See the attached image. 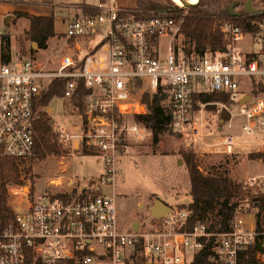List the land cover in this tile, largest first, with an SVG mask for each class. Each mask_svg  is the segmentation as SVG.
I'll return each mask as SVG.
<instances>
[{
    "label": "built area",
    "instance_id": "2783aa9c",
    "mask_svg": "<svg viewBox=\"0 0 264 264\" xmlns=\"http://www.w3.org/2000/svg\"><path fill=\"white\" fill-rule=\"evenodd\" d=\"M95 7V13L77 7L64 30L55 28L64 51L48 66L32 57L2 60L7 38L0 30V155L17 163L24 181L7 185L8 196L9 185L17 188L11 196L24 210H13V217L0 223V264H187L204 246L209 264H264V223L257 230L246 214L235 215L226 230H209L203 221L182 230L178 224L188 211L171 208L162 217L152 215L156 223L124 228L115 191L118 158L152 135L134 117L148 112L143 96L160 85L169 88V137L184 150L200 142L239 151L243 143L235 125L264 143V135L257 138L264 134V88L252 91L253 80L264 85V6L242 15L243 23L221 19L216 26L222 47L207 46L196 55L175 43L182 33L173 11H152L144 18L135 8ZM246 37L247 49L240 45ZM60 79L63 88L55 95L69 103V116L77 120L61 127L48 118L51 133L73 150L84 147L99 155L103 170L83 184L68 178L61 189L24 192L30 179L25 167L38 158L39 123L48 113L40 99L49 83ZM80 84L86 94L75 105ZM214 125L220 137L207 142Z\"/></svg>",
    "mask_w": 264,
    "mask_h": 264
},
{
    "label": "rangeland",
    "instance_id": "374dc122",
    "mask_svg": "<svg viewBox=\"0 0 264 264\" xmlns=\"http://www.w3.org/2000/svg\"><path fill=\"white\" fill-rule=\"evenodd\" d=\"M8 1L0 0V6L13 3ZM154 1L159 7L170 6L169 8H173L172 0ZM173 1L177 5L183 6L178 0ZM136 2L137 0H108V4L105 6H114L119 3L124 5L119 7L135 8L129 5L136 4ZM243 2L244 5L233 7L232 10L244 11L246 0H243ZM251 4L254 8L256 5L261 7L264 5V0H258V3L253 0ZM68 6V4L56 6L55 10L49 14L59 13L58 17H55V27L59 30L65 29L61 21L63 16L66 17L69 12L73 13L72 8H68ZM64 8H68V11ZM7 10L0 11V30L5 34L4 36L7 35L9 38V47L6 43L4 51L9 52L11 59L32 57L33 60L43 65L48 66L55 63L64 51L62 35L56 33L52 36L45 48H39L36 44L32 45L26 36L29 20L25 17H17V14L10 13ZM11 15L13 16L11 17ZM173 15L181 20L182 25L186 13L177 10L173 12ZM8 16L10 17L6 19ZM162 40L164 42L165 38H162ZM179 41H181L188 55L197 54L190 43L187 42L183 33L181 37H176L175 43ZM246 41L242 40L240 44L245 49L249 46L248 37H246ZM244 80L248 87V78L245 77ZM47 106V117L54 120V126H71L72 121L77 120L75 116H69L72 112L69 103L64 101L61 95L60 97L57 95L51 97ZM50 120L48 123L51 130L54 126L50 125V123L52 124ZM211 127L213 136L207 142H215L220 137V133L215 132V125ZM233 132L237 139L243 143L238 147L239 151L236 152L227 153L223 151L221 146H207L200 142L193 145L192 148L184 150L178 139L170 138L168 133L158 134L152 131V135L147 141L133 146L134 153L119 157L116 165L115 188L118 194L117 206L121 226L129 228L130 223L136 222L138 223L137 227L147 226L151 222L156 223L151 214V209L157 200L168 204L175 213L184 209L183 207L190 202V181L181 151L194 153L195 161L202 173L228 175L232 180L240 183L245 192V199L255 197L262 192L264 186V143H255L256 141L251 136L240 132L236 125ZM258 135L257 138L262 137L264 134L260 133ZM51 138L52 140L55 139L53 134H51ZM56 146L58 148L57 152H45L43 157L34 158L26 165V170L30 172L28 177L30 179L28 183L26 182V185H22L24 192L27 190H30V192L36 191L35 193L40 195L49 190L63 188L66 186L68 178H72L74 184H83L89 179L98 178L102 173L103 165L99 155L92 152L82 153L80 150H73V146L61 142H57ZM253 153H260L261 155L256 157ZM25 181L27 180L25 179ZM59 181L61 183H57ZM29 186L30 188H28ZM16 189L14 186H8L9 203L15 212L20 213L24 208L17 196L14 197L15 195L12 193ZM245 217L247 221L253 222L254 213H246ZM206 219L204 222L209 224L211 220ZM261 221L264 223V212ZM183 225V222L178 224V226ZM190 255L189 253L188 259H190Z\"/></svg>",
    "mask_w": 264,
    "mask_h": 264
},
{
    "label": "trees",
    "instance_id": "16d2710c",
    "mask_svg": "<svg viewBox=\"0 0 264 264\" xmlns=\"http://www.w3.org/2000/svg\"><path fill=\"white\" fill-rule=\"evenodd\" d=\"M234 1H238L237 5L242 3L239 0H201L197 5L186 8L177 5L172 0L173 8H169L170 6L159 7L154 0H137L135 11L136 16L144 18L150 16L152 11L166 10L168 12H176L180 10L185 12L186 16L182 22L180 32L183 33L187 42L190 43L196 53H202L207 46H210L213 50L222 47V34L216 26L221 19L241 23L245 21L242 15L248 14L246 10L238 11L239 14L237 16L230 14L228 7ZM83 7L91 13L97 11L96 7L92 5L83 4ZM15 14H17V17H25L29 20L26 36L31 41L30 43H35L39 48H45L48 40L55 35L54 17L45 14L35 15L28 12H16ZM5 37L7 38L5 44L7 43V47H9V38L7 35ZM2 49L1 59L5 60L9 55L4 51L5 45ZM63 84L64 81L61 79L49 83L48 88L45 89L44 95L40 99V103L47 105L51 97L55 94H61ZM261 88H264V85L253 80L252 91L255 93ZM84 94H86V89L80 84L73 98L75 105H81V95ZM168 99L169 88L166 85H160L155 93L151 95L146 93L143 96V100L148 103V112L135 115L134 118L138 121H143L145 126L154 133L169 134L171 129ZM48 122L47 113L44 111L38 128L39 141L36 148L38 157H43L45 152L58 151L57 142L54 138L53 140L51 138L52 133H50ZM81 151L82 153H89L84 147L81 148ZM253 155L259 157L261 154L253 153ZM181 156L188 172L190 181L189 194L191 197L190 202L183 207L188 210V216L184 225L181 226L182 230H189L195 222H204L207 220L206 218L211 220L208 224L209 230H226L235 215L246 213H254L256 229L261 230L263 223L261 217L264 212V189L257 196L245 199V192L240 183L232 180L228 175H207L202 173L195 161L193 152L181 151ZM23 182L20 178L17 163L12 158L0 155V223L2 225H5L14 214L9 204L7 185L9 183ZM209 253V246H204L187 264H209Z\"/></svg>",
    "mask_w": 264,
    "mask_h": 264
},
{
    "label": "crops",
    "instance_id": "0c3cea01",
    "mask_svg": "<svg viewBox=\"0 0 264 264\" xmlns=\"http://www.w3.org/2000/svg\"><path fill=\"white\" fill-rule=\"evenodd\" d=\"M8 1V0H7ZM243 3V0H239ZM8 2H13V3H9L6 4L7 6H0V11H4L5 9H8V12H14V14L16 12H28L30 14H45V15H49L52 11L55 10L56 6H64L66 4H68V8H72L73 13H70L62 18V24L64 23L65 19H67L68 17H71L74 13L78 12L79 9H77V7H83V4L85 5H92L95 6L99 3H102L103 5H107L108 4V0H9ZM254 2L258 3V0H254ZM240 3V5L236 6H242L244 4ZM116 6H124L121 4H115ZM130 7H136V4H132L129 5ZM235 6V7H236ZM128 7V6H127ZM260 7L259 5H256L255 8ZM11 8V9H9ZM68 8H64V10L66 9V11H68ZM47 11V12H46ZM59 12H61V10H59ZM54 17H58L59 13H54L51 14ZM13 15H11L12 17ZM10 16H8L6 19H8ZM56 28V27H55ZM165 43V41L162 43V45ZM8 55L9 52H8ZM116 191V188H115ZM116 200L118 202V194L116 191ZM120 221V220H119ZM121 224V222H120Z\"/></svg>",
    "mask_w": 264,
    "mask_h": 264
},
{
    "label": "water",
    "instance_id": "95a60500",
    "mask_svg": "<svg viewBox=\"0 0 264 264\" xmlns=\"http://www.w3.org/2000/svg\"><path fill=\"white\" fill-rule=\"evenodd\" d=\"M200 1H201V0H195V1H191V0H178V2H179L180 4H182L183 6H185V7L195 6V5H197ZM252 1H253V0H246V2H245V10H246L247 12H254V11L256 10V9L252 6V4H251ZM237 3H238V1H234V2H232V3L229 5V7H228L229 12H230V14H231L232 16H237V15L239 14V12H237V11H233V10H232L233 7H235ZM33 44H35V43H33ZM263 189H264V186H263ZM170 211H171V207H170L168 204L164 203V202L161 201V200H157V201L155 202L154 206H153L152 209H151V214H152L153 216H156V217H162L164 214L169 213ZM137 225H138L137 222L134 223V224L132 225V228H133V229H136V228H137Z\"/></svg>",
    "mask_w": 264,
    "mask_h": 264
},
{
    "label": "flooded vegetation",
    "instance_id": "af4514ba",
    "mask_svg": "<svg viewBox=\"0 0 264 264\" xmlns=\"http://www.w3.org/2000/svg\"><path fill=\"white\" fill-rule=\"evenodd\" d=\"M134 223H130V225L132 226Z\"/></svg>",
    "mask_w": 264,
    "mask_h": 264
},
{
    "label": "bare ground",
    "instance_id": "6f19581e",
    "mask_svg": "<svg viewBox=\"0 0 264 264\" xmlns=\"http://www.w3.org/2000/svg\"><path fill=\"white\" fill-rule=\"evenodd\" d=\"M191 1H195V0H191Z\"/></svg>",
    "mask_w": 264,
    "mask_h": 264
}]
</instances>
